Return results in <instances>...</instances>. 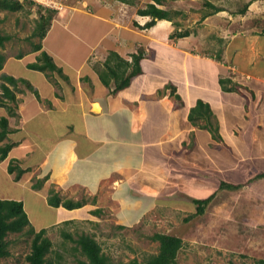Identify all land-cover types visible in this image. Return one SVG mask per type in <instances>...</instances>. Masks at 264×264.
I'll list each match as a JSON object with an SVG mask.
<instances>
[{
  "label": "crops",
  "instance_id": "0c3cea01",
  "mask_svg": "<svg viewBox=\"0 0 264 264\" xmlns=\"http://www.w3.org/2000/svg\"><path fill=\"white\" fill-rule=\"evenodd\" d=\"M81 1L82 8L69 7V15L58 14L41 41L42 51L64 75H68L65 67L74 71L72 79L68 75L63 83L55 77L56 73L30 69L28 65L36 62L39 52L23 53L21 58H17L19 53L7 57L0 72V75L27 81L39 96L37 99L22 84L15 90L8 86L15 95L16 105L11 108L12 103L7 99L0 105V117L7 119L9 129L8 139L0 141V147L11 144L6 158L0 161V199L22 202L29 221L27 207L33 205L32 201L40 206L38 216H33L39 221L51 210L72 214L68 218L44 221L40 230L49 231L65 222L91 221L92 214L103 209L115 213L114 225L126 227L124 213L133 217L130 224L135 225L152 211L162 212L172 201L178 202L170 207L183 209L184 199L176 191L177 185L189 186L185 173L174 182L170 192L164 189L169 184V172L175 168L172 159L178 152L194 156L195 152L214 147L219 162H223L225 152L229 154L230 162L226 167L223 163L220 169L231 172L239 167L241 159H246V152L260 151L257 156L264 163V145L261 144L259 151L256 146L261 134L264 136V107H261L264 72L251 80L250 88L248 84H241L243 89H249L250 99L245 96L246 92H223L219 82L225 74L221 63L224 57L220 60L218 56L208 57L206 53L204 56V50L191 46L187 37L171 40L172 22L157 21L151 28V36L145 38L137 35L135 29L120 26L116 18L100 17L108 15L110 9L105 1L92 2L98 12L95 15L91 14V0ZM76 16L92 21L96 32L91 35L89 27L78 35L73 26ZM152 44L166 50L161 60L144 52L141 74L133 77L126 88L111 93L112 87L102 86L96 69L102 67L109 52L131 61V55L139 47L147 45L152 51ZM156 60L157 67L152 69ZM12 62L23 73H16L18 68L10 67ZM93 62L95 67H91ZM235 82L240 84L234 79ZM173 90L181 103L175 100ZM1 92L0 89V97ZM198 101L209 105L212 125L220 138L211 134L208 147L200 145V138L209 130L203 122L192 123L188 119L190 109ZM236 109L240 114L231 118ZM244 124L250 126L248 142L243 140L247 136L243 134ZM11 162L24 171L18 180L15 172L8 171ZM216 164L217 161L213 169ZM256 173L264 174V169H253L251 183ZM143 174L153 176L155 182L138 183L137 178ZM37 182L41 187L34 189ZM49 190H54L62 201L79 202L81 207L50 206ZM83 210H86L85 216L75 215Z\"/></svg>",
  "mask_w": 264,
  "mask_h": 264
},
{
  "label": "rangeland",
  "instance_id": "374dc122",
  "mask_svg": "<svg viewBox=\"0 0 264 264\" xmlns=\"http://www.w3.org/2000/svg\"><path fill=\"white\" fill-rule=\"evenodd\" d=\"M20 1L23 2L24 0ZM31 1L34 2V5L25 6L24 11L0 12V19H2L0 33L10 36V40L5 42L4 47L1 49L6 58L31 51V45L26 41V38L31 35L39 18L38 6L42 7V13L45 9L56 11L53 20L58 17V14L60 16L69 15L70 9L82 8V5L79 4L82 3L81 0ZM99 1L91 0V14L98 13L93 9L92 2ZM103 1L107 3L105 6L108 5L110 9L107 12L108 15L98 14L101 15L100 17L107 18L106 16H111V18H116L119 21L120 26L135 29L137 35L142 34L145 38L151 36L153 33L151 28L142 30L136 28L134 23L144 24L148 20V18L139 16L137 10L144 8L149 3H155V0H130L129 4L114 0ZM250 1L163 0L162 5L158 7L169 10L173 17L172 21L177 23L175 26L171 23L172 31L170 35L174 32L187 30L190 33L187 38L190 39L188 42L191 43V46L201 48L202 51L204 50L203 54L206 53L208 57L218 56L220 60L224 57L221 60L225 72L223 79H230L233 83L235 79L240 82V84L237 83L238 85L241 86L244 83L248 84V88H250L252 86L251 80L261 77L264 72V0L253 1L248 6L245 14H236ZM205 2L219 6L223 11L200 21L202 14L209 11V8L203 6ZM69 7L72 8L69 9ZM175 12H180V14L174 15ZM82 18L85 17L82 16ZM82 18L76 16L74 19L73 26L77 34L86 31L89 27H91V35L95 33L96 27L93 26L92 21L90 23ZM100 29L101 27L98 26V30ZM164 34L165 32L161 37ZM32 41L38 43L37 38L32 39ZM144 46L145 48H140L144 50L146 55L150 56L152 53L158 60H161L165 55L166 50L159 48L160 51L154 44L151 45L152 51L149 46ZM158 60L151 66L152 69L157 67ZM91 64V67L96 66L94 62ZM15 66L14 62L10 64V67ZM16 67L18 68V70H15L16 73H23V69L19 66ZM65 69L72 79L75 74L74 71L68 67H65ZM221 72L222 70H220V74ZM68 75L62 74L60 76L57 74L55 77L64 83L65 80H68ZM100 83L106 87L101 81ZM110 83L113 84L114 80L111 79ZM23 87L28 89L27 86ZM111 87L113 88L114 84ZM220 88L222 90L221 86ZM242 88L244 87L242 86ZM245 88L241 89V93L246 92L245 96L250 99L251 93L247 87ZM12 106L15 107L11 104V108ZM261 107L263 108L264 105H261ZM239 114V109H236L233 116L230 117L235 118ZM203 117L206 118L205 115ZM199 121L203 122L204 125L209 124L205 128H213L211 118ZM244 125L243 129L246 131L243 134L247 136L243 137V140L248 142L250 126ZM8 131L5 137L0 139L1 142L8 139ZM206 133L207 135L204 133L200 138V145L204 147H208V143L211 142V134H215L212 130ZM261 144L264 145L263 134L256 143L258 151ZM6 145L9 144H4L1 147L3 148ZM262 152H264V149ZM257 154H260V151L246 152V159L240 160L238 170L231 172L230 170L220 169L224 166L223 163L226 167L230 162L229 154L225 152L223 162H219L214 147L211 150L208 148L206 152H195L194 156L178 152L176 158L172 159L174 161L172 165H175V168L169 172V184L164 189L170 192L174 182L179 181L185 173L189 186L177 185L178 189L176 191V195L180 194L184 199V202H181L183 206L181 211L170 207V204L178 202L172 201L166 204L168 207H164L165 209L162 212L152 211L139 224L135 225L130 224L133 222H131L133 217L124 213L123 221L127 222L124 225H128L126 227L121 226L122 229H118V226L114 225L116 222L115 213L107 209L100 210V213L92 214L91 221H74L73 224L69 225L63 223V225L61 224L47 231L46 235L52 242V252L49 256L55 259L57 253L62 256L59 264H76V258H79L80 255L79 253L74 254V243L65 240L62 236V232L65 231L74 238L82 233L94 236L100 244L102 252L115 263L128 262L133 259L142 261L149 255L157 253L158 243L150 240V237L155 233L169 234L182 239L183 247L178 253V264H229L230 262L242 264L264 260V178L255 179L256 181L254 180L253 183L249 180L254 176L253 169H256V167L264 169L263 160L260 161ZM215 161H217L218 168L216 164L213 169L212 166ZM137 181L138 183H144L145 181V183H154L155 179L153 176L148 177L147 174H143L137 178ZM221 181L240 187L236 190H220L218 185ZM214 192L215 197L207 205L204 213L195 215L196 205L193 201L204 199ZM172 198L173 195H171ZM160 200L163 201L164 199L161 198ZM32 202H34L33 205H29L27 210L31 217L29 222L36 232L40 231L44 221L50 222L57 217L64 216L68 218L72 216V214L66 213L67 211L51 210L46 218L39 221L34 219L33 216H38L40 206L36 204V201ZM175 208L179 207L176 205ZM135 212H132V214H135ZM75 215L83 217L86 215V210L75 213ZM7 239L12 242L9 247L11 255L8 258L0 259V264H25V256L29 253L32 237L19 233L10 234Z\"/></svg>",
  "mask_w": 264,
  "mask_h": 264
},
{
  "label": "trees",
  "instance_id": "16d2710c",
  "mask_svg": "<svg viewBox=\"0 0 264 264\" xmlns=\"http://www.w3.org/2000/svg\"><path fill=\"white\" fill-rule=\"evenodd\" d=\"M121 2L123 4H129L130 0H114ZM163 0H155V3H149L144 8L138 9L137 14L142 17H149L150 20L147 21L144 25L140 26L136 22L134 26L136 28L146 30L154 27L157 21L166 20L170 21L177 25L176 22H173L172 14L169 10H165L159 8L158 6L162 5ZM250 2H247L240 10L236 12V14L243 15L246 13ZM34 2L31 0H24L21 2L20 0H0V12H21L25 10V6H32ZM205 7L209 8L208 12H204L199 19L203 21L205 18L215 15L219 12H222V8L219 6H215L210 2H205ZM42 7L38 6L39 18L36 21V25L29 37L26 38V41L31 45L32 53L39 52V55L36 57V62L29 64L28 67L32 70L40 71V72H51L59 74L60 76L63 74L61 68H58L52 58L45 52L42 51L41 41L45 37L47 30L50 27V24L53 20V16L57 13L54 10L45 9L44 13L41 12ZM180 12H175L174 15H178ZM0 23H2V19H0ZM189 32L187 30L174 32L170 35V39H180L189 36ZM37 38L38 43H34L32 39ZM10 40V36L2 35L0 33V72L5 63L6 57L2 54L1 49L4 47V43ZM23 53L17 55V58H21ZM145 57L144 50L142 48H138L135 53L131 55V61H127L120 57L115 52H109L105 61L103 62L102 67L96 69L97 75L100 81L110 89L111 85L114 84V87L111 89V93H116L124 88H126L133 77L141 74L140 61ZM0 79L3 83L0 85L1 89V97H0V105L5 104L6 102L3 99H7L9 103H12L14 106L16 105V99L13 91L8 87H16L19 84L27 86L28 89L35 94L36 98L39 99L38 94L33 90L31 85L23 80H16L12 77L6 75H0ZM113 79L114 83L111 84L110 80ZM111 85H110V84ZM220 86L222 90L225 92H238L241 93L242 86L237 83H233L230 79H220ZM172 95H174L175 100L181 103V99L178 95H175L174 90L172 91ZM12 110L11 108H8ZM206 116V118L203 117ZM212 113L207 104L202 101H198L195 107L190 109L188 119L190 122L195 123L201 119L209 120L211 118ZM209 125V124H207ZM207 125H204L207 126ZM213 126V125H211ZM208 130H212L215 134L213 135L216 139H220L217 133V128L213 126V128ZM8 131L7 120L3 117H0V139H3ZM11 148V144L6 145L5 147H0V161L6 158L9 149ZM15 163V162H14ZM8 171L10 173H16V179L18 180L23 174V170L15 164L13 166V162H11L8 166ZM264 178V174H257L254 179ZM41 187V183L37 182V184L33 185L34 189H39ZM240 186L232 185L226 182L221 181L219 183L218 189L223 190H236ZM215 197V192L209 195L208 197L198 200L195 199L193 202L196 205L195 215H201L204 213L207 205L213 200ZM48 204L52 207L63 206L67 209H75L81 207L79 202H72L71 200L62 201L58 194L54 192V190H49V196L47 198ZM98 214V211L94 212ZM69 222H65L64 225H69ZM118 229H122L118 227ZM23 233L24 235L31 236L30 250L29 253L25 256V264H59L62 256L56 253V258L52 259V242L48 238L47 230L43 229L38 232L34 230V228L29 223L27 218V214L23 209V204L20 201L15 200H7L0 199V259L10 257L11 253L9 247L12 242H10L7 238L10 234H19ZM62 236L65 240L74 243L73 252L79 253L80 257L76 258V264H178L177 257L179 251L183 247V241L181 238L169 234H161L155 233L150 237L152 242L158 243V251L155 254L149 255L142 261H138L136 259L130 260L128 262L115 263L110 257L102 252L100 244L95 240L94 236H89L87 234H79L76 238H74L68 232H62ZM50 255V256H49ZM229 264H235L230 262ZM242 264H264V260L254 261L253 263H242Z\"/></svg>",
  "mask_w": 264,
  "mask_h": 264
}]
</instances>
